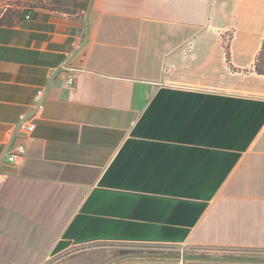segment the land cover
Returning a JSON list of instances; mask_svg holds the SVG:
<instances>
[{
    "label": "crops",
    "instance_id": "crops-1",
    "mask_svg": "<svg viewBox=\"0 0 264 264\" xmlns=\"http://www.w3.org/2000/svg\"><path fill=\"white\" fill-rule=\"evenodd\" d=\"M27 14L0 24V264H105V242L264 250V0ZM39 88L35 131L15 133Z\"/></svg>",
    "mask_w": 264,
    "mask_h": 264
},
{
    "label": "rangeland",
    "instance_id": "rangeland-1",
    "mask_svg": "<svg viewBox=\"0 0 264 264\" xmlns=\"http://www.w3.org/2000/svg\"><path fill=\"white\" fill-rule=\"evenodd\" d=\"M92 0H0V22L10 15H18L29 12L35 8H47L52 10H64L74 13H82L87 10V5ZM100 254L101 262L105 263L119 256L146 255L147 257L163 255H194V251L186 244H154V243H98L90 247ZM231 256V255H219ZM251 256V255H250ZM264 258V255L257 257Z\"/></svg>",
    "mask_w": 264,
    "mask_h": 264
},
{
    "label": "built area",
    "instance_id": "built-area-1",
    "mask_svg": "<svg viewBox=\"0 0 264 264\" xmlns=\"http://www.w3.org/2000/svg\"><path fill=\"white\" fill-rule=\"evenodd\" d=\"M87 12V10H83ZM30 17L29 14H26V18ZM75 82L74 77H69L66 81L68 86H72ZM45 108V90L44 88H39L37 90L33 107L30 112H25L20 115L18 122L15 124L13 131L17 134H25L31 135L36 127H37V120H39L43 114ZM27 153V148L24 143H18L8 154L9 162L16 163L24 157ZM5 180L4 174L0 173V186L3 185ZM159 244V243H154ZM173 245V244H170ZM191 249L194 251V255H209L211 256L212 248L208 247H200V246H190ZM215 250V249H214ZM223 251L220 255H237V256H249V255H264V250H256V249H247V248H230L228 250H218ZM184 256L185 254H179ZM183 260V259H180Z\"/></svg>",
    "mask_w": 264,
    "mask_h": 264
},
{
    "label": "water",
    "instance_id": "water-1",
    "mask_svg": "<svg viewBox=\"0 0 264 264\" xmlns=\"http://www.w3.org/2000/svg\"><path fill=\"white\" fill-rule=\"evenodd\" d=\"M127 257L135 256H123L116 259H112L105 264H113ZM137 257H147L146 255H138ZM156 258L166 259H183V260H206V261H228V262H264V258H248V257H237V256H209V255H163L156 256Z\"/></svg>",
    "mask_w": 264,
    "mask_h": 264
},
{
    "label": "trees",
    "instance_id": "trees-1",
    "mask_svg": "<svg viewBox=\"0 0 264 264\" xmlns=\"http://www.w3.org/2000/svg\"><path fill=\"white\" fill-rule=\"evenodd\" d=\"M91 6V2H89V5H87V9H89ZM58 11H63V12H67V13H74V12H71V11H64V10H58ZM79 13V12H78ZM26 14L27 12H22L18 15H10V16H7L6 18H4L0 24H7V25H13L15 24L16 22L24 19L26 17ZM227 54H228V60H230V57H229V52L227 51ZM254 68H255V71H257L258 73L260 74H263L264 75V39H263V43H262V47H261V50L259 51L257 57H256V61H255V64H254Z\"/></svg>",
    "mask_w": 264,
    "mask_h": 264
}]
</instances>
